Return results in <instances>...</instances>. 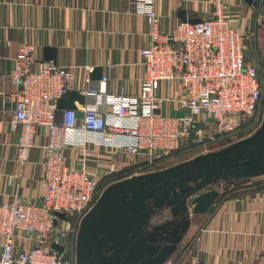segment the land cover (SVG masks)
Here are the masks:
<instances>
[{"label": "built area", "instance_id": "1", "mask_svg": "<svg viewBox=\"0 0 264 264\" xmlns=\"http://www.w3.org/2000/svg\"><path fill=\"white\" fill-rule=\"evenodd\" d=\"M155 3L134 0L133 9L145 17L150 36V44L140 50L143 72L139 93L114 94L88 86L83 91L84 102L66 109L61 122L55 120L57 100L74 89V72L51 62L31 67L35 63L33 46L21 47L10 74L17 84L12 92L13 122L19 129L16 157L19 163L28 159L38 128L44 127L45 191L39 205L0 204V264H75L71 247L79 222L103 187L85 169L64 163L62 150L68 129L79 126L88 132L127 135L132 141L122 145V152L142 154L145 164H151L177 150L182 141L199 146L216 143L246 129L262 113L264 77L258 65L244 55L254 32L233 26L217 8L211 18L179 22L166 35L159 29ZM106 79L102 77L100 83ZM160 81L167 86L179 84L185 115L156 112L158 100L153 91ZM98 98L99 103L95 101ZM78 109L82 111L80 120ZM20 233L32 237L30 247H19ZM53 242L62 246V253L51 247ZM257 264H264V254Z\"/></svg>", "mask_w": 264, "mask_h": 264}, {"label": "crops", "instance_id": "2", "mask_svg": "<svg viewBox=\"0 0 264 264\" xmlns=\"http://www.w3.org/2000/svg\"><path fill=\"white\" fill-rule=\"evenodd\" d=\"M263 3L156 0L155 9L159 29L166 35L182 22L179 10H184L187 18L206 20L220 8L233 26L253 31L257 39L259 30L264 29ZM133 6L134 0H0V204L18 201L39 205L45 191L46 129L38 128L36 144L25 162L19 163L16 157L19 129L13 122L12 92L17 84L10 74L21 47L33 46L35 63L31 67L51 62L72 70L73 90L82 95L88 86L108 93L137 95L143 72L140 50L150 44V36L145 17ZM52 53L54 59H48ZM96 68L100 77L94 78ZM102 77L107 78L103 84ZM153 94L158 100L156 112L173 117L187 113L179 102L182 90L178 83L167 86L157 82ZM95 101L99 103L100 99ZM65 112L57 108L55 120L61 122ZM77 116L80 120V109ZM114 121L118 122L116 118ZM131 141L124 134L88 132L79 126L68 129L62 150L64 163L85 169L104 188L112 176L147 166L144 155L122 152V145ZM192 146L196 145L182 141L178 149ZM241 180L223 195L218 191L204 213H194L188 205L189 228L174 253L161 264H257L264 254V175ZM219 182L234 185V180ZM2 241L0 234V251ZM17 243L20 248H28L33 240L20 233Z\"/></svg>", "mask_w": 264, "mask_h": 264}, {"label": "water", "instance_id": "3", "mask_svg": "<svg viewBox=\"0 0 264 264\" xmlns=\"http://www.w3.org/2000/svg\"><path fill=\"white\" fill-rule=\"evenodd\" d=\"M178 17L183 22L200 21L187 18L182 9ZM51 55L48 59H54ZM93 77H100L98 68ZM75 101L82 104L84 96L70 90L57 100V108L74 109ZM262 175L264 117L254 133L223 149L112 182L79 222L75 264H161L189 228L188 205L192 212L204 213L219 195L212 187L219 181ZM51 247L62 253L61 245L53 242Z\"/></svg>", "mask_w": 264, "mask_h": 264}, {"label": "rangeland", "instance_id": "4", "mask_svg": "<svg viewBox=\"0 0 264 264\" xmlns=\"http://www.w3.org/2000/svg\"><path fill=\"white\" fill-rule=\"evenodd\" d=\"M262 13L264 15V3L262 7ZM258 54H260L262 58V62L260 64L257 61ZM244 55L246 59H251L258 65L261 75L264 77V29L259 30L257 39L256 37H251L250 39L247 40V47L244 48ZM261 109H262L261 111L262 113H260L257 120H255L250 126L248 125L249 127L247 126L246 129L244 128L243 130H240L239 132H236L228 137L222 138L214 144L207 145V147L196 145V146H192L193 148L188 147V148L178 149L165 157L157 159L151 164H147V166H145L143 169H137L134 171L129 170L127 172L125 171L123 173H119L116 176H112L111 178H109L107 182H109L110 184L112 182L119 181L121 179H124L132 175L142 174L144 173V171H147V170L149 171L157 170V169H161L166 166L174 165L186 159H192L195 156L205 153L207 151H216L219 149H223L227 147L228 145L251 135L261 125L263 117H264V93H263ZM232 180H234V185H231L232 183L230 182L229 183L228 182H224V183L218 182L212 187L217 189L223 195L225 194V192H227L229 188L242 182L241 179L239 180L232 179ZM75 239H76V236L73 241L74 243L72 244V247H71L72 252L74 251V255H75Z\"/></svg>", "mask_w": 264, "mask_h": 264}, {"label": "flooded vegetation", "instance_id": "5", "mask_svg": "<svg viewBox=\"0 0 264 264\" xmlns=\"http://www.w3.org/2000/svg\"><path fill=\"white\" fill-rule=\"evenodd\" d=\"M257 61L259 62V64L262 62V58H261V56H260V54H258V56H257ZM75 261V260H74Z\"/></svg>", "mask_w": 264, "mask_h": 264}]
</instances>
